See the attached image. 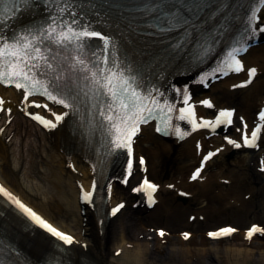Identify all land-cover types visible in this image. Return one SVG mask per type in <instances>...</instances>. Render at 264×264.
Returning <instances> with one entry per match:
<instances>
[{"label": "bare ground", "instance_id": "bare-ground-1", "mask_svg": "<svg viewBox=\"0 0 264 264\" xmlns=\"http://www.w3.org/2000/svg\"><path fill=\"white\" fill-rule=\"evenodd\" d=\"M261 16L262 24L264 9ZM259 39L261 42L250 48L244 57L247 64L257 66L254 80L244 87L237 88L239 81L245 82L242 81L245 80L243 73L210 83L208 89L194 85L190 76L178 75L171 80L173 86L179 90L190 89L195 100L203 96H211L212 106L201 107L203 112L208 113L223 106H234L237 109L236 116L240 119L235 126L242 124L241 118L245 120L244 123H248L253 118V111L264 93V33H259ZM0 91L5 99L4 108L11 109V115L3 114L4 111L0 115V129H2L0 179L47 218L53 219L51 213L56 212L62 215L64 220L73 222L71 226L56 222L73 233L78 241V244L74 243L69 247L72 259L89 258L100 264H264V233L250 240L245 238L244 231L240 235L233 233L230 237L217 240H208L200 233H196L185 240L181 235L172 232L168 233V236L163 235V241L159 239L156 229L150 232V229L143 226L140 217L142 208L131 207L134 200L129 194V189L141 176L136 167L125 186L120 184L111 191L112 201H127L124 210L121 209L107 224L99 227L93 210L79 203L76 185L80 182L89 186L94 173L93 161L99 157L96 148L84 154L69 140V136L62 140L63 144L59 143L53 133L45 134L35 123L23 117V110L29 108L28 100H24L22 95L13 89H0ZM50 107L56 112L67 111L54 103H50ZM13 114L15 117L6 125V121ZM226 131L228 134L235 133V127L232 126ZM204 134L203 131L193 132L180 141L178 138L160 137L155 133L152 125L142 127L135 150L146 154L147 172L159 177L158 168L165 169L168 161H173L169 167L172 178L163 182L156 194L160 197L159 213L153 214L160 216L158 214L162 213L167 223L170 221L176 225L179 224L178 222H184L181 216L188 208L195 206L198 214L205 215L209 220L212 210L223 211L229 204H232L235 210L231 218L237 221L244 220L245 217L241 212L244 210V213L250 215L259 211L264 214L262 198L264 173L260 171L261 164H264L262 163L264 138L260 139L257 149H241V154L237 155L235 153L240 151L232 152L231 147L222 143L217 135L206 139ZM6 138L10 139L6 140ZM198 141L203 146V150L210 146L224 145V147H221L222 150L218 155L208 162L209 172H202L195 181L191 182L183 173L188 167L192 168L193 163L199 158L196 151ZM60 146L64 149L62 154L56 150V147ZM233 153L234 158L229 159ZM11 155L13 159L9 165L8 158ZM68 162L73 163V169L68 166ZM3 166H8L12 173H17L20 179L17 182V188L18 186L20 188L18 191L9 186L1 175ZM21 169L24 170L19 176L18 171ZM168 183H172L171 188H168ZM22 188L27 191V196ZM182 191L187 195H193L192 201L187 206L177 205L174 202L178 198L177 194ZM201 199L206 200V207L197 206L198 200ZM213 201L218 206H207ZM155 208L154 205L151 210ZM83 209L84 213H82ZM1 220L8 227L17 229L16 232L22 235L30 250L42 253L52 246V240L41 231L33 226L30 230L27 229L30 223L20 213L5 211V216ZM81 231L83 235L80 234ZM141 234L142 240L138 237ZM193 239L201 242L200 248L195 247ZM108 241L114 243L109 255L106 253ZM82 242L87 243L86 248L81 245ZM115 251H119L117 256H114ZM194 254L202 257L197 259ZM223 259L226 261L224 262Z\"/></svg>", "mask_w": 264, "mask_h": 264}, {"label": "snow or ice", "instance_id": "snow-or-ice-1", "mask_svg": "<svg viewBox=\"0 0 264 264\" xmlns=\"http://www.w3.org/2000/svg\"><path fill=\"white\" fill-rule=\"evenodd\" d=\"M31 4L32 0H0V25L16 19L17 15L24 12ZM169 5L174 8L173 11L166 10ZM209 6L210 0H159L156 6V10L160 12L159 30L170 32L175 29H184L185 35L191 36L193 32L202 30V26L198 25L197 21L200 14ZM261 6H264V0H255L254 7L247 18L251 36L257 35L258 32L264 33V25L255 26V22L259 19L258 13L261 11ZM57 7L58 13L50 14L45 24L12 31L11 35L7 32H0V82L14 83L17 89L24 90L26 97L32 94L45 95L67 109L68 111L56 116L57 121L70 113L83 119V109L87 107L89 116L93 118L89 122H93L98 116L102 121L101 126L106 128L109 135L115 136L116 148L127 147L131 156L132 137L139 131L141 123L153 118L154 113L160 110V101L152 95L151 91L147 93L140 91L138 77L131 74L130 68L124 66L113 37L94 30L90 24H81L79 20L63 19V14L68 11L66 0L65 6H60V0H57ZM96 39L102 43L99 52L92 46V41ZM181 46L182 43L174 45L176 48ZM247 50V46L243 43L235 42L216 71H224V69L242 71L244 65L237 57L238 54ZM256 71L254 67L248 69L249 77L253 76ZM248 83H251V79L245 82V84ZM185 103H187V98ZM202 103L209 107L212 106L208 100ZM165 105L167 106L166 101ZM232 115V111L222 110L216 123L231 124ZM221 117L226 119L222 120ZM259 117L264 120V111L259 113ZM34 118L42 119L38 116ZM44 123L55 127L51 121H44ZM199 126H210V123L205 121ZM156 130L159 132L162 129L157 126ZM176 131L179 133V129ZM260 132V126L257 125L251 130L250 137L247 134L243 136L244 144L255 146ZM181 134L187 135V133ZM228 142L236 147L241 146L235 140L229 139ZM214 155V152H209L204 157V161ZM140 163H144L143 158H140ZM131 169L132 162L129 160V173ZM199 172L200 169H197L192 179H196ZM144 184L153 191L157 187L155 184H150L147 179ZM134 190L140 191L141 189ZM0 194L8 197L35 223L57 236L65 244L73 243V237L48 224L32 209L8 193L3 186H0ZM90 196L91 193L86 194L85 199ZM122 207L123 205H118L112 209V214L115 215ZM235 231V228L225 227L209 235L215 237L220 233L228 235ZM256 232L264 233V229L253 225L247 232L248 238ZM160 235H164L163 231ZM188 235L185 233V238Z\"/></svg>", "mask_w": 264, "mask_h": 264}, {"label": "rangeland", "instance_id": "rangeland-1", "mask_svg": "<svg viewBox=\"0 0 264 264\" xmlns=\"http://www.w3.org/2000/svg\"><path fill=\"white\" fill-rule=\"evenodd\" d=\"M13 155L10 156L9 159V165H11L12 163V157ZM2 161L0 160V163ZM173 164V161L170 160L168 161L167 165H166V168L165 169H162V168H158V174L160 175L159 177L157 176H153V178L157 179L158 181H164V180H169L172 176L170 175L171 174V170L169 171V167ZM3 170L1 171V175L5 178V180L7 181V183L13 188V189H16L17 191L20 189L19 186L17 188V182H19V178L17 177L18 175L12 173L10 171V168L8 166H3ZM22 168V166H21ZM24 169H21L18 171L19 173V176L20 174H22ZM150 176H152L150 174ZM23 190V193L26 195L28 194L26 190H24V188H22ZM27 196V195H26ZM263 200H264V194L262 196ZM35 201V199H34ZM192 201L191 198H187L185 201H183L182 199L180 198H177L174 200V202L177 204V205H182V206H187V204ZM201 202V203H199ZM203 202L204 204H206V200H198V203L197 206H204L203 205ZM252 202V200H251ZM215 202L213 201V203L207 205V206H218L216 204H214ZM254 205V204H253ZM206 207V206H205ZM158 208L159 206H157V208H155L154 210H149V211H142L141 214H140V217L141 219L143 220L142 223H143V226H150V227H155V226H163L165 227L169 232H173L175 234H177L178 230H180L181 228H189L193 234H196V233H200L202 236L204 234V231L206 228H213L219 224H223V223H231V224H234L235 226L239 227V228H243L245 227L249 222L251 221H256V222H260L262 224H264V214L262 213V211H259V212H252V214H257V215H254L252 216V214L250 215L249 213H242L243 214V217L244 220L242 221H237V220H234L231 218V216H233V213H234V209L233 208H228L227 210H224L222 211L220 214H217L215 212H211V219L209 220V218H206L203 222H195L192 224V226H184V224L181 222H178L179 224H175V223H172L169 221V223L166 222V220H164V216L163 214H158L160 216H156L154 215L153 213H159L158 211ZM259 210V209H258ZM193 212V209L191 208H188V210H186V212L181 216L182 219L181 220H185L187 219L186 218V213L187 212ZM241 214V215H242ZM51 215H53V220L56 221V222H62L63 224H66V225H73V222L65 219L64 220V217L60 214H57L56 212H53L51 213ZM247 215V216H246ZM251 217H250V216ZM162 216V217H161ZM241 216V218H243ZM173 219V218H172ZM170 219V220H172ZM177 222V221H176ZM77 232V231H76ZM142 240V237L140 238ZM193 244L195 245L196 248H200L201 247V242L197 239H193ZM114 245V243L112 241H108V249H106V253L107 255L111 254V250H112V246ZM198 250V249H197ZM193 256L197 257V259H199L200 257H202V255H199V254H194ZM223 261L225 262L226 260L223 259Z\"/></svg>", "mask_w": 264, "mask_h": 264}]
</instances>
